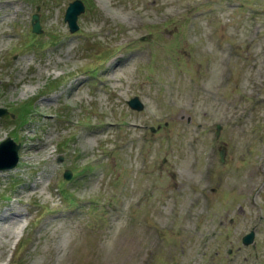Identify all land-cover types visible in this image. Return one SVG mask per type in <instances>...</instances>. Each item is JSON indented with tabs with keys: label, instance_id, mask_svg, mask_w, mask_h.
Wrapping results in <instances>:
<instances>
[{
	"label": "rangeland",
	"instance_id": "rangeland-1",
	"mask_svg": "<svg viewBox=\"0 0 264 264\" xmlns=\"http://www.w3.org/2000/svg\"><path fill=\"white\" fill-rule=\"evenodd\" d=\"M74 1L0 0V264H264V0Z\"/></svg>",
	"mask_w": 264,
	"mask_h": 264
},
{
	"label": "water",
	"instance_id": "water-1",
	"mask_svg": "<svg viewBox=\"0 0 264 264\" xmlns=\"http://www.w3.org/2000/svg\"><path fill=\"white\" fill-rule=\"evenodd\" d=\"M83 10V6L80 0H75L74 2H71L65 12L64 19L67 21L69 30L74 31L77 29L76 24V16L77 14ZM32 31L39 33L40 32V26L38 22V16L37 14H33L32 16ZM128 105L136 110H141L143 108V104L140 102V100L137 97H133L128 100ZM7 113V110L4 108H0V116ZM153 130V128L151 127ZM219 131V125H217V134ZM20 149V143L16 142L13 138L6 137L0 142V170H6V169H12L16 166L18 163L19 155L18 151ZM221 151V156H222ZM62 159L61 157L59 160ZM71 176L70 170L66 169L63 173V177L65 179H69ZM253 231L249 232L248 234L244 235L242 238L243 244H249L253 240Z\"/></svg>",
	"mask_w": 264,
	"mask_h": 264
},
{
	"label": "bare ground",
	"instance_id": "bare-ground-1",
	"mask_svg": "<svg viewBox=\"0 0 264 264\" xmlns=\"http://www.w3.org/2000/svg\"><path fill=\"white\" fill-rule=\"evenodd\" d=\"M169 15H171V13ZM32 147L33 146H30V150H31ZM1 219H4L5 222H7L9 224V227L7 226V228H5V230H7V231H8V228L10 229V225L15 224V222H17L16 219L13 218V216H9L7 214L5 216L1 217ZM10 232H11V230H10Z\"/></svg>",
	"mask_w": 264,
	"mask_h": 264
},
{
	"label": "trees",
	"instance_id": "trees-1",
	"mask_svg": "<svg viewBox=\"0 0 264 264\" xmlns=\"http://www.w3.org/2000/svg\"><path fill=\"white\" fill-rule=\"evenodd\" d=\"M16 114H17V112H16Z\"/></svg>",
	"mask_w": 264,
	"mask_h": 264
}]
</instances>
